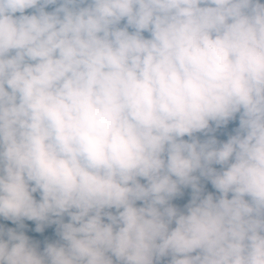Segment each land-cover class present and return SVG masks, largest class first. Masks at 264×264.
Here are the masks:
<instances>
[{
    "label": "clouds",
    "instance_id": "9594fccd",
    "mask_svg": "<svg viewBox=\"0 0 264 264\" xmlns=\"http://www.w3.org/2000/svg\"><path fill=\"white\" fill-rule=\"evenodd\" d=\"M0 218V264H264V3L0 0Z\"/></svg>",
    "mask_w": 264,
    "mask_h": 264
},
{
    "label": "rangeland",
    "instance_id": "374dc122",
    "mask_svg": "<svg viewBox=\"0 0 264 264\" xmlns=\"http://www.w3.org/2000/svg\"><path fill=\"white\" fill-rule=\"evenodd\" d=\"M261 2L264 3V0H261ZM52 7H54V6H49V8L47 10H51ZM29 11H31V10H29ZM235 127H238V117H237L236 120H234V121L229 123V125L227 126V132L229 134H231V130L234 129ZM201 138H203V137H201ZM218 138L220 140H222V141H226L227 140V135L226 134L225 135H220ZM185 139H187V137H185ZM216 167L219 168V166H216ZM202 183L205 185V193H209V191H210L209 182L202 180ZM211 189H212V186H211ZM34 196H35L36 199H39V194L38 193L34 194ZM190 199H191V189L190 188L183 189L182 190V195L177 197V198H175L172 201V204L174 206L180 208V209H183L184 206L190 201ZM137 206H140L139 202H138ZM112 211L114 212L115 210H112ZM65 222H67V217H65ZM23 223L25 225V228L30 229V230L35 232V227H36L35 222L24 220ZM50 226H54V225H50ZM162 264H166V261L162 262Z\"/></svg>",
    "mask_w": 264,
    "mask_h": 264
},
{
    "label": "trees",
    "instance_id": "16d2710c",
    "mask_svg": "<svg viewBox=\"0 0 264 264\" xmlns=\"http://www.w3.org/2000/svg\"><path fill=\"white\" fill-rule=\"evenodd\" d=\"M0 225H3L5 228H17V225L5 221L2 218H0ZM23 231L30 240L38 244L40 250H43L46 243H52L59 240V237L56 234V225L45 227L44 231L41 233L34 232L27 228H24Z\"/></svg>",
    "mask_w": 264,
    "mask_h": 264
},
{
    "label": "crops",
    "instance_id": "0c3cea01",
    "mask_svg": "<svg viewBox=\"0 0 264 264\" xmlns=\"http://www.w3.org/2000/svg\"><path fill=\"white\" fill-rule=\"evenodd\" d=\"M209 189H210V191H209V193H212L213 195H218V193H216L215 192V190L212 188L211 189V184L209 183ZM6 221V220H5ZM8 222H10V223H12L11 221H8ZM13 224V223H12ZM15 225V224H14Z\"/></svg>",
    "mask_w": 264,
    "mask_h": 264
}]
</instances>
